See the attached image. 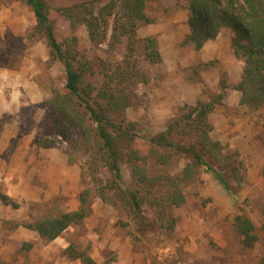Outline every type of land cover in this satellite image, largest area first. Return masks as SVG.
Returning a JSON list of instances; mask_svg holds the SVG:
<instances>
[{"label": "rangeland", "instance_id": "1", "mask_svg": "<svg viewBox=\"0 0 264 264\" xmlns=\"http://www.w3.org/2000/svg\"><path fill=\"white\" fill-rule=\"evenodd\" d=\"M45 1L57 39L88 62L83 85L89 84L96 93L116 67L126 71L120 87L131 95V102L121 115L112 116L137 135L117 144L119 183L112 179L98 141L93 135L86 137L77 123L83 107L72 101L77 116L64 118L51 104L54 92H66L64 64L49 54L30 7L23 0H0V125L8 122V130L18 132L5 157L20 133L29 138L24 184L17 187L23 199L32 198L25 222L76 210L83 192L89 208L86 217L59 236L65 239V248L71 243L98 264L105 259L107 264H264V103L256 109L242 104L241 92L233 88L243 62L232 52V31L222 28L224 39L208 42L222 54H198L191 41H184L189 33L186 0L167 5L146 0L145 12L152 22L141 23L132 35L120 28L113 33L110 21L105 42L93 45L83 24L72 30L56 10L83 0ZM146 37L156 39L159 62L146 57ZM222 78L230 87L223 92V103L208 114V137L218 142L224 155L216 160L210 151L205 158L217 167L229 154L239 162V176L228 177L236 196L203 166L193 164L191 156L148 141L171 121L178 123L198 100L219 94ZM17 79L19 85L14 83ZM30 83L36 84L35 100ZM116 83L117 79L111 86ZM62 129L64 133L57 134ZM177 129L170 135L174 142H193ZM38 138L50 145H39ZM186 170L191 176H185ZM176 192L183 198L180 203L173 201ZM133 196L139 209L132 204ZM237 215L254 225L256 240L250 246L236 229ZM64 249L57 252L64 264H84L66 256Z\"/></svg>", "mask_w": 264, "mask_h": 264}, {"label": "trees", "instance_id": "2", "mask_svg": "<svg viewBox=\"0 0 264 264\" xmlns=\"http://www.w3.org/2000/svg\"><path fill=\"white\" fill-rule=\"evenodd\" d=\"M31 9L36 26L46 39L49 47V54L64 64L65 71V93L54 92L51 104L56 107L55 111L61 113L64 118L74 115L75 110L71 106L76 101L83 107L78 119V125L82 126L83 133L87 136H94L98 146L105 154V162L113 180L122 182L120 167L118 164V142H123L137 135L133 128L123 127L122 124L112 116L113 112L121 115L123 109L130 104L131 95L120 87V81L126 79V71H120L122 67H116L113 75L105 78L95 93L89 84L83 85L82 77L88 68V62L83 56L72 49L69 45L61 43L54 34L53 25L49 18L48 7L45 0H23ZM163 5L176 3L178 0H160ZM104 2V3H103ZM189 15L187 25L189 33L184 41H191L194 49L199 50L202 45L214 39L222 28H229L232 31L230 46L234 56L243 62L240 80L233 84V88L241 92L240 103L252 108H258L264 103V0H186ZM103 3V4H102ZM100 5V6H99ZM146 0H83L70 6L58 7L64 17L69 20L70 28L74 30L78 24H83L87 30L90 41L93 45L105 42L106 27L112 21L113 33L121 29L122 32H129L135 35L137 27L141 24L152 22L145 12ZM121 13V15H119ZM144 46L146 57L151 61L161 60L159 49L156 46V39L146 37ZM76 41L75 37L71 42ZM104 65L103 62L100 63ZM93 72V71H92ZM107 73V72H106ZM105 73V75H106ZM126 73V74H125ZM117 79V86H111V82ZM221 92L207 101L198 100L196 104L187 110L180 117L179 124L171 121L166 128L148 137V141L155 146L172 148L176 152L189 155L193 164L201 165L205 171L212 176L233 196H236L235 186L228 178L239 176V162H236L232 154L217 167L211 159H206L210 151H214L215 158L220 159L224 154L220 153L218 142H211L208 137L210 123L208 114L216 105L223 103V92L230 86L224 78L220 81ZM96 98L104 101L103 105L96 101ZM88 117L89 126H84V117ZM78 118V117H77ZM55 120L52 122L54 126ZM57 125V124H56ZM185 131L193 139L191 144L174 142L170 135L178 128ZM179 129H177L179 131ZM57 131V130H56ZM57 131V134H63ZM171 133V134H170ZM39 145L45 146L50 143L43 139H37ZM217 151V157H216ZM211 157V156H210ZM234 163L231 162V158ZM233 161V160H232ZM191 170V168L189 169ZM186 170L185 176H191ZM234 179V178H233ZM242 179V177H241ZM85 193L81 192L79 207L73 211L62 212L55 217H44L33 222H23L27 228L35 230L41 239L51 241L59 236L68 226L78 224L88 213ZM103 197V196H102ZM132 204L139 209V202L133 196ZM182 196L178 192L173 195V201L180 203ZM3 203L16 204L1 195ZM236 229L243 236V243L250 246L256 240L254 225L251 220L242 215L235 218ZM264 228V217L262 222ZM26 243H23L24 246ZM66 256L73 259H80L84 264H98L91 256L83 251H76L72 244L64 249ZM106 259L100 264H107Z\"/></svg>", "mask_w": 264, "mask_h": 264}, {"label": "crops", "instance_id": "3", "mask_svg": "<svg viewBox=\"0 0 264 264\" xmlns=\"http://www.w3.org/2000/svg\"><path fill=\"white\" fill-rule=\"evenodd\" d=\"M221 35L222 31L220 30L214 39L208 40L202 45L198 50V54H222L216 44H208V42L218 38L224 39ZM229 35H232V32ZM2 72L5 73V69H2ZM7 72L15 73L11 69H8ZM240 78L241 75L238 74L235 80L238 82ZM14 83L19 85L20 79H17ZM35 85L33 87V84L30 83L28 86V90L33 92L32 99L34 100L36 99L34 96L37 95L35 94ZM39 97L42 98V96ZM8 128V122L0 125V181H3L0 182V186L3 188V195L16 205L3 203L0 193V262L4 264H64L63 257H58V254L66 246L63 237L57 236L51 241L41 243L39 234L23 225V222L29 219L27 207L28 200L32 198L23 199L20 195V189L18 190L17 187L24 184L22 173L27 165L25 155L30 142L29 138L20 133L19 141H16L9 150V157H5L9 145L12 143L11 141L18 138V132H12ZM46 161L48 160L46 159ZM4 170L8 171L4 172ZM23 243L26 244L22 246ZM37 258L39 259L36 260Z\"/></svg>", "mask_w": 264, "mask_h": 264}]
</instances>
